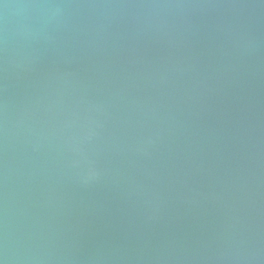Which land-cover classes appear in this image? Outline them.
Returning <instances> with one entry per match:
<instances>
[{"label":"water","instance_id":"1","mask_svg":"<svg viewBox=\"0 0 264 264\" xmlns=\"http://www.w3.org/2000/svg\"><path fill=\"white\" fill-rule=\"evenodd\" d=\"M0 264H264V0H0Z\"/></svg>","mask_w":264,"mask_h":264}]
</instances>
